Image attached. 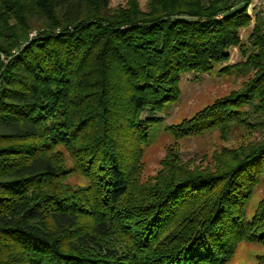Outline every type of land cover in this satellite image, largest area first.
Masks as SVG:
<instances>
[{
  "label": "trees",
  "instance_id": "obj_1",
  "mask_svg": "<svg viewBox=\"0 0 264 264\" xmlns=\"http://www.w3.org/2000/svg\"><path fill=\"white\" fill-rule=\"evenodd\" d=\"M251 1L0 0V264H227L240 242L264 245V196L246 216L264 181L261 9L247 43L239 34ZM237 45L231 69L246 81L168 130L247 127L262 139L222 147L207 166L168 149L139 180L182 74Z\"/></svg>",
  "mask_w": 264,
  "mask_h": 264
},
{
  "label": "rangeland",
  "instance_id": "obj_2",
  "mask_svg": "<svg viewBox=\"0 0 264 264\" xmlns=\"http://www.w3.org/2000/svg\"><path fill=\"white\" fill-rule=\"evenodd\" d=\"M141 8L145 7L146 0H138ZM126 0H110V6H124ZM264 9V0H252L248 6L247 13L249 21L240 28L239 34L241 44L247 43L248 35L256 25V15L259 10ZM35 29L29 31L35 33ZM33 35V34H32ZM25 44V43H24ZM13 50L12 52H14ZM230 56L222 63H215L209 71H189L181 76L179 82L180 96L176 102L165 105L157 117L160 121L150 128L146 144L143 146L142 168L139 172V180H146L155 175L161 167V160L166 157L167 150L177 153L182 161H193L190 164L207 166L212 163V154L222 147H234L249 140L262 139L258 131L250 132L248 128L234 127L228 137H222L217 129L208 130L201 135L175 139L168 130L170 125L180 123L182 120L191 117L204 106L212 103L215 99L227 95L229 92L241 87L247 76L231 69V65L242 61L243 54L240 46L229 48ZM7 55L0 54L4 61ZM228 67V72L221 70V67ZM251 75V73L249 74ZM192 159V160H191ZM68 160V165L70 164ZM137 180V179H136ZM72 185H84L85 181L78 174L68 179ZM264 196V181H261L253 190V193L246 207V216L249 218L259 200ZM264 254V245L258 242L242 241L238 244L236 251L227 264H255L257 255Z\"/></svg>",
  "mask_w": 264,
  "mask_h": 264
},
{
  "label": "built area",
  "instance_id": "obj_3",
  "mask_svg": "<svg viewBox=\"0 0 264 264\" xmlns=\"http://www.w3.org/2000/svg\"><path fill=\"white\" fill-rule=\"evenodd\" d=\"M261 14L264 16V9L261 10ZM263 30H264V26H263ZM34 33H31L30 35H32Z\"/></svg>",
  "mask_w": 264,
  "mask_h": 264
}]
</instances>
